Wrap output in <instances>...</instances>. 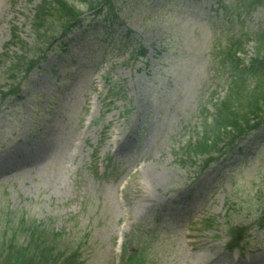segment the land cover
<instances>
[{"label": "rangeland", "instance_id": "374dc122", "mask_svg": "<svg viewBox=\"0 0 264 264\" xmlns=\"http://www.w3.org/2000/svg\"><path fill=\"white\" fill-rule=\"evenodd\" d=\"M65 1L83 14L46 48L29 28L40 0H0V54L16 36L3 92L21 42V64L46 52L18 95H0V264H16L35 226L82 264H121L122 242L126 255L143 242L148 264H264V125L183 155L231 80L217 48L242 35L245 60L264 48V0Z\"/></svg>", "mask_w": 264, "mask_h": 264}, {"label": "trees", "instance_id": "16d2710c", "mask_svg": "<svg viewBox=\"0 0 264 264\" xmlns=\"http://www.w3.org/2000/svg\"><path fill=\"white\" fill-rule=\"evenodd\" d=\"M78 15L74 6L65 0H43L35 8L31 29L34 36L41 38V35H47L49 31L60 30V26H55L59 24L58 20L61 22L66 21L63 27L67 28L69 22ZM22 48L25 52V47ZM263 49H259L257 57L252 61V72H237L241 77V81L248 79V77H253L257 79L258 83L250 90L247 89L248 86L245 82L244 84L241 83L240 86H237L234 82L229 84L226 96L217 105L219 114H217V119H215L213 131H209L212 136H207L208 132H206L203 138L199 139L194 149L196 153L206 152L205 147L210 142L214 146L220 143H232L235 140L233 136L250 130L255 119L261 115L264 116ZM18 58L19 60L13 67L19 68L18 65L23 60L21 59L23 57L18 56ZM233 70L236 72V67ZM243 73H246L247 76L243 77ZM210 136L211 139L207 141ZM188 150H190L189 146ZM44 230L35 226L25 232L27 234V245L16 253V264H66L70 261L68 257L62 259V254L55 247L56 240Z\"/></svg>", "mask_w": 264, "mask_h": 264}, {"label": "bare ground", "instance_id": "6f19581e", "mask_svg": "<svg viewBox=\"0 0 264 264\" xmlns=\"http://www.w3.org/2000/svg\"><path fill=\"white\" fill-rule=\"evenodd\" d=\"M195 237H196V235L194 236V238H195ZM196 238H197V237H196ZM192 244H193V245H196V246H199V243H197V241H195V240L192 242Z\"/></svg>", "mask_w": 264, "mask_h": 264}]
</instances>
